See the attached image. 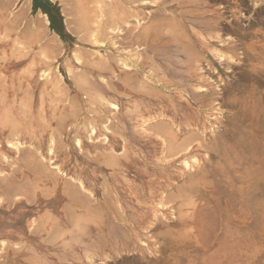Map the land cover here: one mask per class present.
<instances>
[{
	"label": "rangeland",
	"instance_id": "rangeland-1",
	"mask_svg": "<svg viewBox=\"0 0 264 264\" xmlns=\"http://www.w3.org/2000/svg\"><path fill=\"white\" fill-rule=\"evenodd\" d=\"M150 1L0 0V264H180V250L199 264L197 218L210 212L196 203L212 190L236 201L238 225L264 222V0H201L226 30L199 18L179 46L149 26ZM215 131L223 161L201 149ZM263 241L243 240L232 264H264Z\"/></svg>",
	"mask_w": 264,
	"mask_h": 264
},
{
	"label": "bare ground",
	"instance_id": "bare-ground-1",
	"mask_svg": "<svg viewBox=\"0 0 264 264\" xmlns=\"http://www.w3.org/2000/svg\"><path fill=\"white\" fill-rule=\"evenodd\" d=\"M158 1V0H157ZM217 2V1H216ZM150 3H156V1L155 2H151L150 1ZM149 3V4H150ZM200 3H201V0H161L160 1V3L158 2V4L156 5V6H151V5H146V6H144V8L145 9H150L151 7H154L155 8V14H151L152 13V11L151 12H149V11H147L146 13H144L143 15L145 16V19H148L147 21H148V23H149V26H152L151 28H153V29H155V30H157V31H159L160 32V34L162 35V36H164V37H166V38H170L171 39V42L172 43H174V44H176L177 46H179L180 45V43L182 44V43H184L185 42V44L186 45H189L190 43H191V40L193 39V37H194V34H193V32L191 31V30H194V28L192 27V26H190V25H187L188 23H190V22H192V23H194V24H199L198 23V21L197 20H199V18H202V19H204V23L205 24H207V25H205V27H203V26H201L202 28H204V30H207V29H210V30H215L216 31V29H219V31H222V30H226V29H224V28H222L221 27V25L223 24V22L225 21V20H228V17L226 18L225 17V14L222 12V8H216V9H214L213 7H203V8H201V5H200ZM142 4V3H141ZM147 4V3H146ZM202 4V3H201ZM144 5H145V3H144ZM135 6V5H134ZM221 6V5H220ZM22 7H24V9L26 8L25 7V5H23ZM188 7H194V8H192L193 10H189V11H186V12H184V8H188ZM136 8V7H135ZM150 14H151V16H150ZM186 14H188V17L186 16ZM233 14H235L234 12L233 13H231V15H233ZM141 15V14H140ZM236 15V14H235ZM238 16V15H237ZM143 17V16H142ZM232 18V16H230V18L229 19H231ZM233 19V18H232ZM231 19V20H232ZM231 20H229V21H231ZM234 20V19H233ZM232 20V21H233ZM145 21V20H144ZM146 21V22H147ZM42 22V21H41ZM235 22V21H234ZM233 22V23H234ZM223 25H225V24H223ZM232 25V24H231ZM186 26V27H185ZM233 26V25H232ZM142 27V26H141ZM223 27H225V26H223ZM227 27V26H226ZM225 27V28H226ZM138 28H139V26H138ZM229 28V27H228ZM231 29V28H230ZM238 29V28H237ZM237 29H234V32L236 31V32H240V34L241 35H245V36H247L246 35V32L244 33V29L241 31V30H237ZM99 31V30H98ZM101 31V30H100ZM134 32H136V30L134 31ZM137 32H139L138 30H137ZM223 32V31H222ZM229 32V31H228ZM228 32H226V33H228ZM136 35H137V33H136ZM140 35H141V38L143 37V33H140ZM139 36V35H138ZM145 36H149V34H147L146 33V35ZM221 36H223V34L221 35ZM232 36V35H231ZM140 37V36H139ZM135 38V37H134ZM218 38V37H217ZM143 39V38H142ZM141 39V40H142ZM224 39V38H223ZM226 39V38H225ZM139 40H140V38H139ZM140 40V41H141ZM228 40V39H227ZM132 41V40H131ZM234 41V40H233ZM144 42V39L142 40V42L141 43H143ZM206 42V41H205ZM215 42V41H214ZM224 42V41H223ZM236 42V41H235ZM137 44V43H136ZM139 44V46H140V43H138ZM137 44V45H138ZM237 44H238V42H237ZM236 44V45H237ZM135 45V44H134ZM137 45H135L136 47H137ZM142 45H144V44H142ZM222 45V44H221ZM235 45V46H236ZM231 46V45H230ZM242 46V45H241ZM143 47V46H142ZM224 47V46H223ZM229 47V46H228ZM243 47V46H242ZM138 48V47H137ZM141 48V47H140ZM148 50H150V49H148ZM216 51V53H215V57L217 58V60H219V61H225V59H228L227 58V56H225L221 51H217V50H215ZM229 51V50H228ZM255 51V50H254ZM208 52V51H207ZM236 52V51H235ZM256 53V52H255ZM233 55V54H232ZM136 56V55H135ZM140 56L142 57V55L140 54ZM207 56V55H206ZM234 56V55H233ZM209 57V56H208ZM248 57L249 56H247V60H248ZM252 57V56H251ZM225 58V59H224ZM230 59L231 60H233L234 61V58H232V57H230ZM250 59V58H249ZM160 60V59H159ZM187 60H188V68L192 71V70H194V71H196V69L198 68V66H197V63H198V54H197V52L195 51V50H193L192 52H190V54H189V56H188V58H187ZM246 60V61H247ZM252 60V59H251ZM259 60H260V58H259ZM141 61V60H140ZM158 61V60H157ZM139 62V61H138ZM231 62V61H230ZM259 62V61H258ZM263 62V61H262ZM140 63V65H141V62H139ZM232 63V62H231ZM206 64V63H205ZM211 64V63H210ZM237 64H238V62H237ZM219 65V64H218ZM243 65V64H242ZM136 67H137V65H136ZM246 67V66H245ZM255 67V66H254ZM141 69V68H140ZM200 69V68H199ZM255 69V68H254ZM253 69V76H257V75H255V73H258V75L259 74H264V68L262 69H260V70H257V68L254 70ZM180 70V69H179ZM184 71V70H183ZM201 71V70H200ZM205 71V70H204ZM221 71H223V70H221ZM220 71V72H221ZM226 71H229V70H226ZM202 73H203V71H201ZM211 72V71H210ZM261 72H263V73H261ZM157 74V73H156ZM207 74V73H206ZM249 74H250V76H251V70H250V72H249ZM153 75V74H152ZM179 75V74H178ZM177 75V76H178ZM184 75V74H183ZM191 76H192V74H190ZM197 75V74H196ZM246 75H248V73H246ZM148 76V75H147ZM172 76V75H171ZM182 76V75H181ZM184 76H186V75H184ZM188 76V75H187ZM209 76V75H208ZM249 76V77H250ZM261 76V75H260ZM206 77V76H205ZM249 77H247V78H249ZM243 78V77H242ZM253 79V77H250V79ZM255 79V78H254ZM258 79V77H256V80ZM260 79H261V77H260ZM260 79H258V80H260ZM263 79H264V77H263ZM263 79H261V80H263ZM188 80V79H187ZM214 80V79H213ZM248 80V79H247ZM209 81V80H208ZM254 81V80H253ZM146 82V81H145ZM148 82V81H147ZM182 82H184V81H182ZM200 82V81H199ZM257 82V81H256ZM149 83V82H148ZM160 83V82H159ZM209 83V82H208ZM262 83H263V81H262ZM134 84H135V82H134ZM150 84V83H149ZM173 84V83H172ZM184 84V83H183ZM206 84V83H205ZM254 84H258V83H254ZM164 85H166V84H164ZM170 85V84H169ZM174 85V84H173ZM258 85H260V83L258 84ZM158 86V85H157ZM190 86V85H189ZM195 86H197V85H195ZM247 87V86H246ZM155 88V87H154ZM189 89V88H188ZM190 90V89H189ZM207 90V89H206ZM228 90V89H227ZM147 91H148V89H147ZM157 91V90H156ZM199 91V90H198ZM208 91V90H207ZM190 92V91H189ZM206 92V91H205ZM211 92H209V94H210ZM214 93V92H213ZM229 93V92H228ZM228 93H227V95H228ZM264 93V92H263ZM175 94V93H174ZM178 94H179V92H178ZM212 94V93H211ZM229 94H232L231 92L229 93ZM180 95V94H179ZM195 95V94H194ZM197 95V94H196ZM200 95V94H199ZM233 95H234V92H233ZM193 96V95H192ZM210 96V95H209ZM231 96V95H230ZM264 96V95H263ZM198 97V96H197ZM249 97V96H248ZM166 98V97H165ZM206 98V97H205ZM172 99H174L173 97H172ZM194 100L196 99V98H193ZM192 99V100H193ZM216 99H217V97H216ZM150 100V99H149ZM198 100H200L199 98H198ZM205 100V99H204ZM218 100V99H217ZM176 101V100H175ZM196 102V101H195ZM212 102V101H211ZM214 102V101H213ZM225 102V101H224ZM223 102V103H224ZM227 102V101H226ZM238 102V101H237ZM160 103V102H159ZM200 103V102H199ZM136 104V103H135ZM163 104V103H162ZM203 104V103H202ZM214 105V104H213ZM212 105V106H213ZM136 106V105H135ZM158 106V105H157ZM156 106V107H157ZM205 106V105H204ZM142 107V106H141ZM159 107V106H158ZM234 108V107H233ZM264 108V107H263ZM136 109H137V107H136ZM164 109V108H163ZM171 109V108H170ZM160 110V109H159ZM173 110V109H172ZM143 111V110H142ZM157 111V110H156ZM165 112V111H164ZM174 113V112H173ZM163 116H164V114H163ZM141 117H142V119H143V121L144 122H148V121H151V120H153V119H155V118H157L158 116L156 115V113H150V112H148V113H142V115H141ZM156 121V120H155ZM169 121V120H168ZM143 122V123H144ZM170 122V121H169ZM192 121H190V123H191ZM150 123H152V122H150ZM149 123V124H150ZM159 123H162L161 121L159 122ZM159 123H156L157 125L159 124ZM164 123V122H163ZM159 124L158 126H162V125H164L165 124V126H168V124L167 123H164V124ZM173 123V122H172ZM155 124V123H154ZM153 124V126L152 125H150L151 126V129L153 128V130H155V129H157V127H155L156 125H154ZM167 124V125H166ZM253 125V124H252ZM255 125V124H254ZM147 127V129H150V127L149 126H146ZM149 127V128H148ZM171 127V126H170ZM159 128V127H158ZM164 128V127H163ZM162 128V129H163ZM166 128V127H165ZM164 128V129H165ZM172 128V127H171ZM192 128V127H191ZM143 130V129H142ZM158 130V131H157ZM157 130H155L156 132H157V134L158 133H160L161 134V132H163V131H160L159 129H157ZM177 130H178V128H177ZM176 130V131H177ZM185 130V129H184ZM144 131V130H143ZM142 131V132H143ZM147 131V130H146ZM176 131H175V133H176ZM181 131H183V129L181 128ZM190 131V130H189ZM152 132V131H151ZM178 132V131H177ZM216 132V133H215ZM214 132V136H215V138H216V141H215V144H213L212 145V143L210 144V142L208 141L207 142V144L206 145H204L203 143V145L201 144V146L199 145L198 146V148L199 147H201V149H203V147L204 148H206V149H208L209 147H211V146H215V149H216V153H217V155H218V157H219V159L221 160V161H223V160H225V157H224V149H226V143H224V141H226L227 142V140H228V137L227 136H225V134H223L222 136H221V134H219L217 131H215ZM144 133V132H143ZM192 133V132H191ZM141 134V133H140ZM156 134V133H155ZM155 134H154V136H155ZM179 134V133H178ZM189 134V133H188ZM152 135V134H151ZM180 135V134H179ZM174 136V135H173ZM178 136V135H177ZM181 136V135H180ZM183 136V135H182ZM189 136H191V135H188V137ZM183 137H185V136H183ZM187 137V138H188ZM192 137V136H191ZM155 138V137H154ZM156 138H157V136H156ZM158 138H161V137H158ZM157 138V139H158ZM195 138H197V135H196V137ZM194 138V139H195ZM157 139H155V140H157ZM172 139V138H171ZM189 139H190V137H189ZM209 139V138H208ZM214 139V138H213ZM159 140V139H158ZM166 140V139H165ZM182 140H184V139H181V142L179 141V143H182V142H184V141H182ZM193 140V139H192ZM162 141V140H161ZM187 141V140H186ZM214 141V140H213ZM189 142H190V140H189ZM192 142V141H191ZM202 142V141H201ZM165 143V142H164ZM162 144H163V142H162ZM185 145H187L188 143L187 142H185L184 143ZM183 144V145H184ZM163 145H165V144H163ZM176 146H179L178 145V143L177 144H175ZM185 145L184 146H182L183 148L185 147ZM172 146V145H171ZM165 146H163V148H164ZM167 147H168V144H167ZM166 147V148H167ZM170 147V146H169ZM181 148V146L179 147V149ZM197 148V147H196ZM170 149H171V147H170ZM178 149V150H179ZM169 150V149H168ZM185 150V149H184ZM189 150V149H188ZM211 150V149H210ZM112 152V151H111ZM174 152V151H173ZM172 154V153H171ZM170 156V155H169ZM162 157V156H161ZM207 160V159H206ZM208 160H210V161H213V159H212V157H210L209 156V158H208ZM163 161V160H162ZM216 161H218V160H216ZM184 165L186 166V168L187 167H189L188 165H189V161L187 160V159H185L184 161ZM203 168V167H202ZM188 169V168H187ZM200 169V168H199ZM260 181V180H259ZM81 182V185L82 186H84V182L83 181H80ZM192 182H194V181H192ZM261 182V181H260ZM188 183V182H187ZM183 184V183H182ZM190 184H192V183H190ZM195 184V183H194ZM187 186H188V184H187ZM190 186V185H189ZM193 188H195V186H198V185H191ZM191 186H190V188H191ZM179 187H181L180 188V192H184V190L185 189H187V187L186 188H184L185 186H179ZM261 187V186H260ZM82 188V187H81ZM75 189H76V187H75ZM179 189V188H178ZM189 189V188H188ZM192 189V188H191ZM68 190V189H67ZM181 190H183V191H181ZM194 191L196 190V189H193ZM201 190V189H200ZM178 191V190H177ZM196 191H198V190H196ZM68 192V191H67ZM66 192V193H67ZM162 193H164V192H162ZM171 193V192H170ZM188 193V192H187ZM186 193V194H187ZM193 193V192H192ZM191 193V194H192ZM203 193V192H202ZM70 194V193H69ZM178 194H180V193H178ZM176 195V196H178L179 197V195ZM181 194H185V193H181ZM180 194V195H181ZM189 194H190V192H189ZM169 195V194H168ZM188 195V194H187ZM187 195H184V196H186L185 198H187L188 200H189V198L191 197V196H189V198L187 197ZM195 195V194H194ZM194 195H192V196H194ZM263 195V194H262ZM71 196V195H70ZM103 196V195H102ZM162 196V195H161ZM165 196V195H164ZM176 196H175V194L173 195V197H170V195H169V197H170V199L172 198V199H180V198H182V197H180V198H176ZM73 197V196H72ZM105 197V196H104ZM166 197V196H165ZM196 197V196H195ZM71 198V197H70ZM77 198V197H76ZM81 198V197H80ZM184 198V197H183ZM171 199V200H172ZM71 200V199H70ZM78 200V199H77ZM82 201V200H81ZM183 201V200H182ZM190 201V200H189ZM78 202V201H77ZM100 202V201H99ZM186 202V201H185ZM193 202V201H192ZM191 202V203H192ZM198 202V201H197ZM79 203V202H78ZM188 205H190V202H186ZM80 204V203H79ZM82 204H83V202H82ZM183 204V203H182ZM185 204V203H184ZM183 204V206H185ZM186 204V205H187ZM195 204V203H194ZM160 206H161V208H162V204L160 203L159 204ZM196 205V204H195ZM191 206V205H190ZM189 207V206H188ZM193 207V206H192ZM193 209H194V207H193ZM190 212V211H189ZM182 214V213H181ZM197 214H198V212H197ZM70 218V217H69ZM177 220H179V219H177ZM70 221V220H69ZM181 221H182V219H181ZM198 222V221H197ZM113 243V242H112ZM110 245V244H109ZM20 250V249H19ZM92 262V261H91ZM15 264V263H14Z\"/></svg>",
	"mask_w": 264,
	"mask_h": 264
},
{
	"label": "crops",
	"instance_id": "crops-1",
	"mask_svg": "<svg viewBox=\"0 0 264 264\" xmlns=\"http://www.w3.org/2000/svg\"><path fill=\"white\" fill-rule=\"evenodd\" d=\"M218 179L219 178L214 177L207 183L209 185H216ZM201 196L202 198L196 204L209 210L212 222L210 223V217L208 216L200 220H198L200 217L197 218L198 225H205V229L202 227L199 229V231L201 229L202 231H198L203 241L192 250V259L195 256L199 264H232L241 257V252H244V254L246 252L244 244L242 243L241 245L243 240L248 249H255L259 244L262 245L261 241L264 240V222H260L257 217L258 214L251 213L258 219L261 224L260 226L256 220L247 222L250 216L244 221V225L242 224L243 226L241 224L238 225V223H235L236 201H228L223 195L213 194V190L212 194L210 191L202 193ZM238 204H240V202ZM240 206H242V204L237 205V207ZM207 213L208 212H205V214ZM200 216H203V214ZM195 225L197 226V224ZM246 225H248V229L245 228ZM256 225L258 226L255 227ZM237 226L242 227L238 228ZM209 233H211L209 237L210 242L206 243ZM199 251L200 253H198ZM176 257L180 264H185L187 257L185 253H181L180 250L176 253Z\"/></svg>",
	"mask_w": 264,
	"mask_h": 264
}]
</instances>
